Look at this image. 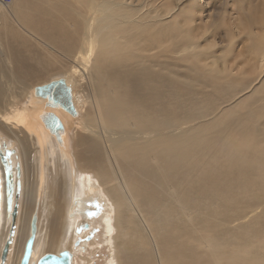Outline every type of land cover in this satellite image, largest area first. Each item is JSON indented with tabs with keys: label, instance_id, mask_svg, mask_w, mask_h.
Instances as JSON below:
<instances>
[{
	"label": "bare ground",
	"instance_id": "obj_1",
	"mask_svg": "<svg viewBox=\"0 0 264 264\" xmlns=\"http://www.w3.org/2000/svg\"><path fill=\"white\" fill-rule=\"evenodd\" d=\"M238 1L222 11L226 48L248 41L240 54H254L258 81L223 102L207 95L202 75L233 69L202 65L216 44L184 0H0V256L15 197L18 210L7 264H19L32 220L29 264L63 251L73 264L85 248L75 231L83 238L91 224L76 228L78 219L95 199L106 205L93 222L104 221L111 264H208L209 255L220 260L210 264L261 263L264 98L254 96L264 94V0ZM32 48L42 58L24 51ZM214 88L225 95L228 86ZM191 92L198 98L179 99ZM256 203L261 211L246 219ZM187 222L208 230L202 249L184 246Z\"/></svg>",
	"mask_w": 264,
	"mask_h": 264
},
{
	"label": "rangeland",
	"instance_id": "obj_2",
	"mask_svg": "<svg viewBox=\"0 0 264 264\" xmlns=\"http://www.w3.org/2000/svg\"><path fill=\"white\" fill-rule=\"evenodd\" d=\"M5 1V0H4ZM75 1L76 0H71V2L72 3H75ZM246 1V2H245ZM165 2V1H164ZM238 2V4H240L241 6H242V4L238 1V0H233V2L231 1V0H184V2H182V3H188V5L192 8L188 13H190L189 14V16H188V19H190L191 21H195L196 23L198 22V21H201L202 23H204V24H201V26H203L202 28H203V31H204V28H205V34H208L207 35V37L208 36H210V35H213L212 37H213V40L211 41H209V42H213L214 43V45H215V48H213L212 47V56H213V58L215 59V60H213V59H211V58H207V59H205L204 61H203V63H202V65H208V67H214L215 66V64H216V62L215 63H213V61H217V62H219L218 64H216V66H220L221 65V67H223L224 65V67L225 68H232L233 70L232 71H230L231 73V76L229 75L228 76V78H226L225 76H223V78L222 79H218V77L219 76H213V75H208L207 76V73L205 72V73H203V75H202V77H204V79H202L203 80V82L204 83H208V86L206 87V92H207V95H208V93L211 95V97L213 96V97H217L218 96V98L217 99H220L221 101H222V99H223V102H226V101H230V100H232L234 97H236V96H238V95H240L239 93L237 94V90H236V87L237 88H240L241 86H240V84H242V88L241 89H243L244 91L242 92V93H246L247 91H249L250 90V88H252L253 87V83L254 84H256V81H258V80H256V79H254V78H256V77H254V76H257V71L253 68L254 66L252 65V63L249 61L250 59H251V57H254V54H251V55H249L250 56V58H249V56H248V54H247V51L245 52V54L244 55H242V54H240V52H243V51H245V48L247 47V45H248V41H246V40H243V42L242 43H240V42H237V44L239 45H235L234 46V48H232L231 50L229 49V50H227V46H228V42L230 41V39H228L229 37L225 34V28H224V26H223V23L221 24V21H224L225 20V18H222V17H224L223 15L224 14H222V11H224L225 9H229V6L231 5V4H233V5H235L236 6V3ZM248 1L247 0H244V4L245 3H247ZM252 2V1H251ZM168 3H170V2H168ZM224 4V5H223ZM220 5H222V9L221 10H218V11H216V7H219ZM199 6V7H198ZM212 6V7H211ZM215 7V8H214ZM197 8V9H196ZM209 8H212L210 11H209ZM178 9H180V7L178 8ZM199 9V10H198ZM195 10V11H194ZM200 11H201V14H200ZM219 11H221V12H219ZM182 12H180V14H177L178 16V20H182V19H185L186 17L184 16V14L182 13ZM195 13H199V14H195ZM216 13V14H215ZM197 15V16H196ZM183 17V18H182ZM197 17L199 18V19H197ZM209 17V18H208ZM212 17V18H211ZM204 19V20H203ZM208 19V20H207ZM197 20V21H196ZM213 20V21H212ZM206 21H208V22H206ZM213 22H214V24H217L216 26L214 25L213 26ZM220 22V23H219ZM92 24L94 23V21H92L91 22ZM210 23V24H209ZM198 25H199V22L197 23ZM219 24H221V26H219ZM209 25V26H208ZM212 25V26H211ZM218 26V27H217ZM44 27V25L42 26V28ZM209 27V28H208ZM215 28L217 29V31L215 30ZM206 29H208L207 31H206ZM219 29H221V30H219ZM224 31H223V30ZM207 32H209V33H207ZM223 36V37H222ZM204 37H206V35L204 36ZM216 37V38H215ZM206 39V38H205ZM207 41H208V39H206ZM233 40H234V37H233ZM221 41V42H220ZM224 42V43H223ZM212 43V44H213ZM30 45V44H29ZM224 46V47H223ZM18 47L20 48V45L18 44ZM235 47H237V50H236V48ZM224 51H222L221 49ZM244 48V49H243ZM217 49V50H216ZM218 49L220 50V51H218ZM243 49V50H242ZM33 50V51H32ZM216 50V51H215ZM227 50V51H226ZM25 52H33V54L32 55H36V54H38V55H40L41 56V58H42V54H41V50H35L34 48H32V49H30V51H29V49H27V50H24ZM35 51V52H34ZM37 51V52H36ZM41 51V52H40ZM226 51V52H225ZM228 51H234L235 53H237V57L238 58H234L232 55H233V53H230V52H228ZM236 51H238V52H236ZM36 53V54H35ZM223 53V54H222ZM218 54V55H217ZM25 55V54H24ZM32 55H29V56H32ZM241 55V56H240ZM253 55V56H252ZM25 56H27V54L25 55ZM232 56V57H231ZM248 57V58H247ZM92 58H93V56H92ZM57 59H59V62H61L62 60V58H60V57H58ZM231 59H233V60H231ZM236 59V60H235ZM234 61H236V62H234ZM66 62H68V64L70 65V63H71V65L72 64H74L73 62H71V61H66ZM249 64H248V63ZM208 63V64H207ZM220 63H222V64H220ZM59 64L60 63H58V65H53V67H54V69H55V71L57 70H59ZM210 65V66H209ZM232 66V67H231ZM250 66V67H249ZM68 67V66H67ZM70 67V66H69ZM220 69L221 70V68L220 67H217V68H215L214 70H216V69ZM52 69V68H51ZM50 69V70H51ZM242 72V73H241ZM194 73H195V71H193L192 73H191V75H188V76H186V79L185 80H188V78L191 80L192 78H193V75H194ZM205 74V75H204ZM222 74V73H221ZM244 74V75H243ZM242 76V77H241ZM206 77H208L207 79H206ZM225 77V78H224ZM185 77H183V79H184ZM233 78H235V79H233ZM244 78V79H243ZM209 79V80H208ZM189 80V81H190ZM218 80V81H217ZM240 80V81H239ZM192 81V80H191ZM251 81V82H250ZM214 84H216V85H221V84H224L225 86H228V88H226V89H224L223 91H224V93H225V95H222V93L219 91V90H217V89H215L214 88ZM252 84V85H251ZM238 85V86H237ZM251 85V87H249ZM213 86V87H212ZM248 87V88H247ZM214 88V89H213ZM241 89H240V91H241ZM245 89H246V91H245ZM248 89V90H247ZM222 91V92H223ZM206 92H205V94H204V96L206 95ZM223 93V94H224ZM263 92H261V93H259V95H255L254 97H258V98H264L263 96H264V94H262ZM262 94V95H261ZM190 95L191 97H193V98H198L197 97V95H194V92H191V93H189V94H186V98H184L183 99V97H185V96H183L182 97V99L181 98H179L183 103H185L186 101H188V102H186V103H189L190 101H192V100H194L193 98H191V97H188V96ZM217 95V96H216ZM202 97L201 99L203 100H205V97ZM231 96V97H230ZM165 97H167V99H170V97H169V95H166ZM220 97V98H219ZM222 97V98H221ZM208 98H209V96H208ZM260 98V99H261ZM179 99H177V98H175L174 99V101H173V98H171L170 99V102H175V103H182V102H180V100ZM228 99V100H227ZM172 100V101H171ZM186 100V101H185ZM203 100V101H204ZM226 100V101H225ZM167 101V100H166ZM178 101V102H177ZM201 102L202 101H200V104H201ZM174 103V104H175ZM230 106H231V104H230ZM233 107V106H232ZM225 109H227V108H225ZM243 111H241V112H238L237 114H243L244 112H245V110H244V112L242 113ZM1 137L2 136H0V152H3V151H1L2 149H1V145H2V141H1ZM6 144H7V141H6ZM78 149H80V148H78ZM4 157V156H3ZM6 157H4V159H5ZM8 159V160H7ZM6 160V163H7V167H8V172H7V175L5 176V180H7L8 181V184L7 185H9L10 183H11V188L10 189H8V195H12V193L15 191V184H14V161H12L13 160V158H12V156L10 155L9 156V158H6L5 159ZM2 167H4L3 166V164H2V162H1V164H0V171H2L1 170V168ZM3 180L0 178V231H1V221H2V201H3V194H2V192H3ZM5 193L7 194V190L5 191ZM14 194V193H13ZM95 198V197H94ZM96 200V201H95ZM93 202H91L90 203V205H91V209H92V213H90V214H88L87 216V218H86V222H85V218L84 217H81V218H79L78 219V221H80V223H79V226L78 225H76V228H78V227H84V226H86V225H88V223L90 224L89 226H88V228L85 230V228H83L82 229V231H84L85 232V235L83 236V238L82 237H80V234L79 233H77L76 231H75V235H76V237L78 238V240L80 239H82V240H84V241H82V246H84L85 248H84V250H81V249H78L77 251H76V254H75V258H74V263L73 264H111V260H113V255H112V253H111V250H110V248H109V243H106L105 242V240L107 239V237H105L104 235H105V228H104V226H103V219L102 220H99L100 221V223L97 221V220H95V222H93L94 221V217L96 216L97 217V219H101V215L102 214H104L105 212H106V205H105V202H102V200L101 199H95ZM6 201L7 202H9V199H7L6 198ZM94 203V204H93ZM259 203V202H258ZM258 203H256L253 207H252V209L251 208H249V209H247V211H246V214L247 215H249L248 216V218H247V215H246V219H250L251 218V215L252 214H254V212L256 213V212H260L261 211V206L262 205H260V204H258ZM99 205V207H96V205ZM9 206H10V204H9ZM258 208V210H256L257 208ZM255 209V210H254ZM11 210V209H10ZM9 210V211H10ZM96 217H95V219H96ZM230 219V221H231V219L232 218H229ZM233 220V219H232ZM203 222H205V221H203ZM99 223V224H98ZM191 222H187V223H184V225H183V235H182V241H183V244H184V246L185 247H187V248H190L191 249V247L193 248H196V249H202V245L200 244V242L203 240V239H205L206 238V234L208 233V230H206V231H201V230H197V229H195L193 226H190L189 224H190ZM205 223H207V222H205ZM101 226V227H100ZM229 226H231V225H229ZM215 227L217 228V225H215ZM75 228V229H76ZM13 229H15V227L13 228ZM77 230V229H76ZM2 232V231H1ZM13 232H14V230H13ZM192 232H195L196 234H199L198 235V237L195 239V240H192L191 238H189V237H187L186 235L187 234H189V233H192ZM263 235H261V236H257V237H261V238H258V239H256V245H260L261 243V246L262 245H264V238H263V236H264V233H262ZM79 235V236H78ZM104 236V237H103ZM248 240V239H247ZM248 241H250V240H248ZM91 242H92V244H91ZM83 243L84 244H86V245H83ZM89 243V244H88ZM198 258H199V256H197ZM8 258H9V253L7 254V258H6V261L3 263V264H7L8 263ZM72 258H73V256H72ZM110 258H111V260H110ZM207 258L209 259V261H208V264H210V263H212V262H216V261H220L219 259H218V256L217 255H209V256H207ZM108 262H110V263H108ZM114 262V264H116V262L115 261H113ZM1 264V263H0ZM72 264V263H71ZM233 264V263H232ZM260 264H264V259L261 261V263Z\"/></svg>",
	"mask_w": 264,
	"mask_h": 264
},
{
	"label": "water",
	"instance_id": "obj_3",
	"mask_svg": "<svg viewBox=\"0 0 264 264\" xmlns=\"http://www.w3.org/2000/svg\"><path fill=\"white\" fill-rule=\"evenodd\" d=\"M2 161L4 162V158H2ZM17 197L14 198V202L12 204V208L10 211V220H11V226L9 229V235H8V239L5 242L4 247L2 248L1 251V256H0V263L3 264L6 261V257L9 251V246L11 244V238H12V234H13V228L15 225V218L17 215ZM86 227V226H84ZM31 235L29 236V238L26 240L25 246H24V250H23V255L22 258L19 262V264H29V260L31 257V253H32V246H33V235L35 232V222L34 220H32L31 223ZM77 243H74V246H76ZM70 254L68 252H62L59 254V256H55L52 254H48L46 256H44L43 258H41L38 262H36V264H70Z\"/></svg>",
	"mask_w": 264,
	"mask_h": 264
},
{
	"label": "snow or ice",
	"instance_id": "obj_4",
	"mask_svg": "<svg viewBox=\"0 0 264 264\" xmlns=\"http://www.w3.org/2000/svg\"><path fill=\"white\" fill-rule=\"evenodd\" d=\"M10 202H11V201H10V199H9V203H10ZM96 207H99V205L97 204Z\"/></svg>",
	"mask_w": 264,
	"mask_h": 264
}]
</instances>
